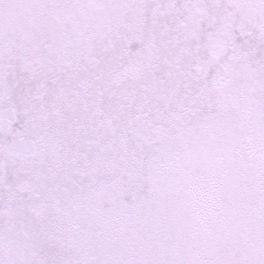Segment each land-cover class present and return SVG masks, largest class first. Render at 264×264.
Masks as SVG:
<instances>
[{
    "label": "snow or ice",
    "instance_id": "6c2138e0",
    "mask_svg": "<svg viewBox=\"0 0 264 264\" xmlns=\"http://www.w3.org/2000/svg\"><path fill=\"white\" fill-rule=\"evenodd\" d=\"M0 264H264V0H0Z\"/></svg>",
    "mask_w": 264,
    "mask_h": 264
}]
</instances>
